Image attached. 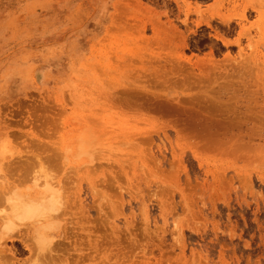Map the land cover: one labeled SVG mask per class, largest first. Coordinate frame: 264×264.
Masks as SVG:
<instances>
[{
	"label": "rangeland",
	"instance_id": "374dc122",
	"mask_svg": "<svg viewBox=\"0 0 264 264\" xmlns=\"http://www.w3.org/2000/svg\"><path fill=\"white\" fill-rule=\"evenodd\" d=\"M0 177V264H264V0H0Z\"/></svg>",
	"mask_w": 264,
	"mask_h": 264
},
{
	"label": "bare ground",
	"instance_id": "6f19581e",
	"mask_svg": "<svg viewBox=\"0 0 264 264\" xmlns=\"http://www.w3.org/2000/svg\"><path fill=\"white\" fill-rule=\"evenodd\" d=\"M106 120V119H105ZM2 177H4V176H2ZM1 178V177H0ZM39 178V177H38ZM38 178H33V181L36 183V179H38ZM47 178V177H46ZM45 178V179H46ZM50 178V177H49ZM53 178V177H52ZM2 179H5V178H2ZM36 180V181H35ZM48 180V179H47ZM53 180H55V178L54 179H49L47 182H48V184L50 183V182H53ZM39 181H40V179H39ZM43 181H44V179H43ZM33 182V183H34ZM47 182H44V184H41V185H43V187H44V185H45V183H47ZM56 182V181H55ZM43 183V182H42ZM52 184H54V183H52ZM51 184V185H52ZM40 185V184H39ZM47 185V184H46ZM55 185H57V183L55 184ZM54 185V186H55ZM48 186V185H47ZM57 186H55V188H56ZM61 187H63V186H61ZM12 188H13V186H12ZM11 188V189H12ZM16 188V187H15ZM15 188H14V190H15ZM8 189H10V188H8ZM11 189H10V193H7L6 195L7 196H3L5 199H8L9 200V202H10V204H11V206H9L8 204V210H9V212H6L7 214H5V208L4 209H2L3 210V212H4V214H3V212L1 213L2 214V216L3 215H5L6 217H4L3 216V219H5V221L3 220V219H1L2 220V222L4 223L3 224V227H5V230H3V231H6L7 233L8 232H10L11 233V231H9L8 229H10L11 227H12V224L14 225V222H13V220H15V222L17 223L19 220H22L21 222H23V220H25V222L26 221H28V219L29 220H31V221H33L32 223H30L31 225H34L35 226V230H34V233H35V231L37 230H39L41 227H43L42 226V222L41 223H39L42 219H43V221H45L44 220V218H45V214L46 213H48V215H49V211L50 212H52V211H56L57 209H58V204H59V201L61 200L60 198V194H59V192H56L57 190H58V188H57V190L55 189H53L54 191L52 192V193H50V195H48V197H46V198H44V199H42V200H39V199H35V198H32V197H25V195H23V194H19V192H17L16 194H15V192L13 191H11ZM49 190V189H48ZM62 190H64V189H62ZM50 191V190H49ZM2 192V191H1ZM5 192V191H4ZM12 193V194H11ZM15 194V196H14V194ZM63 193H65V191H63ZM13 195V196H12ZM29 195H30V193H29ZM63 196V195H62ZM65 196V195H64ZM62 197V198H66V196H67V193H66V196L65 197ZM7 200V201H8ZM62 201H65V200H63L62 199ZM9 202H7V203H9ZM63 203V202H62ZM61 206H64V207H66L65 206V202L61 205ZM60 209H62V208H60ZM59 209V210H60ZM63 209H65V208H63ZM6 210H7V208H6ZM59 210H57L58 212H59ZM61 211V210H60ZM65 211V210H64ZM61 212H63V210L61 211ZM60 212V213H61ZM64 214H65V212H63ZM54 213L52 212V214L51 215H53ZM64 214H62V215H64ZM8 215V216H7ZM51 215H49V216H51ZM59 215V214H58ZM47 216V215H46ZM46 217V218H48L47 220H50V217ZM17 218V221H16V219L15 218ZM53 217H54V215H53ZM52 217V218H53ZM58 217V216H57ZM57 217H55V218H57ZM62 216L60 215V218L59 219H62L61 218ZM51 218V219H52ZM20 223V222H19ZM18 224V223H17ZM17 224H16V226H17ZM2 228V227H1ZM13 228V227H12ZM33 228V227H32ZM54 229H57V227L56 228H54ZM8 230V231H7ZM14 229H12V231H13ZM46 230H48V229H46ZM50 230V229H49ZM37 231H36V234H37ZM39 232V231H38ZM50 232V231H49ZM5 235H7L6 233H4ZM11 235V234H10ZM10 235H8V236H10ZM34 234L32 233V236H33ZM37 235H39V233L37 234ZM1 236V235H0ZM11 237H12V235H11ZM33 238H36V236L34 237L33 236ZM32 238V239H33ZM42 238V237H41ZM35 240H37V239H35ZM45 240H47V239H45ZM49 240H47V242L44 244L45 246L47 245V243H48V245L47 246H49V243H50V241L48 242ZM39 242V241H38ZM45 242V241H44Z\"/></svg>",
	"mask_w": 264,
	"mask_h": 264
}]
</instances>
